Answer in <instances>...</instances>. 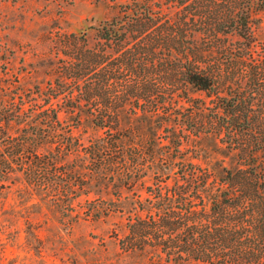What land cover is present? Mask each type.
<instances>
[{
	"label": "trees",
	"instance_id": "16d2710c",
	"mask_svg": "<svg viewBox=\"0 0 264 264\" xmlns=\"http://www.w3.org/2000/svg\"><path fill=\"white\" fill-rule=\"evenodd\" d=\"M263 11L264 0H117V14L87 27L92 44L86 30L81 45L67 34L50 94L1 85L0 194L20 184L69 229L125 215L124 252L264 264ZM82 113L101 131L85 141ZM201 136L215 141L204 159L220 155L204 165L192 161ZM146 175L147 197L130 203L76 193Z\"/></svg>",
	"mask_w": 264,
	"mask_h": 264
},
{
	"label": "rangeland",
	"instance_id": "374dc122",
	"mask_svg": "<svg viewBox=\"0 0 264 264\" xmlns=\"http://www.w3.org/2000/svg\"><path fill=\"white\" fill-rule=\"evenodd\" d=\"M115 14L117 0H0V89L3 90L1 85L5 84L11 86L12 92H26L34 91L33 86L38 85L45 91L49 83L53 85L61 80L58 66L65 58L63 54H72L66 48L67 34L77 35L76 41L81 45L80 34L88 26ZM259 16L256 40L261 45L264 43V11ZM94 34V30H86L89 44L94 42ZM198 95L197 92L191 94L192 97ZM68 118L60 114L61 120ZM80 118L76 133L84 141L101 133L92 125L89 115L82 113ZM128 124L125 119L121 125ZM214 145L211 138H198L194 145L199 150L198 159L192 161L204 165L220 158L213 153L204 159L212 153ZM79 155H83L81 149ZM191 155L188 152L184 157ZM151 180L146 175L131 185L92 182L75 191L82 195L81 198L82 193H87L90 199L111 198L130 203L147 197L145 188L151 185ZM57 214L47 201L24 194L18 183L2 190L0 264H177L159 260L146 250L122 251L116 237L120 239L125 233V215L80 222L69 229L56 222Z\"/></svg>",
	"mask_w": 264,
	"mask_h": 264
}]
</instances>
